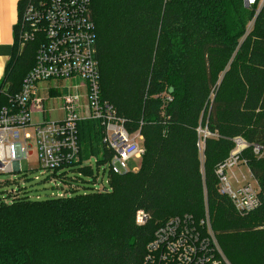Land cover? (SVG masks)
<instances>
[{"label":"trees","instance_id":"16d2710c","mask_svg":"<svg viewBox=\"0 0 264 264\" xmlns=\"http://www.w3.org/2000/svg\"><path fill=\"white\" fill-rule=\"evenodd\" d=\"M92 14L101 95L130 132L144 135L140 167L113 174L107 191L0 199V264H144L161 224L175 215L201 219L206 203L231 263L264 264V152L252 149L264 148V0H92ZM18 32L17 23L0 110L35 63L38 42L20 48ZM202 126L216 135L201 153ZM79 129L83 160L111 156L99 121H81ZM236 136L251 144L242 156L263 200L247 214L218 191L216 169ZM140 209L150 215L143 225ZM254 214L262 220L237 230Z\"/></svg>","mask_w":264,"mask_h":264},{"label":"built area","instance_id":"2783aa9c","mask_svg":"<svg viewBox=\"0 0 264 264\" xmlns=\"http://www.w3.org/2000/svg\"><path fill=\"white\" fill-rule=\"evenodd\" d=\"M255 2L247 0L248 5ZM18 25L20 48L30 41H37L38 48L34 66L25 76L20 90L8 94L10 104L0 110V173L22 171L21 161L33 153L34 147L41 168L51 171L49 179L58 188L51 197L73 195L81 189L78 184L84 181L85 174L79 124L84 120H96L103 127L102 142L111 156L105 161L102 156H95L99 164L95 182L101 177L98 191H107L110 189L105 185L108 170L109 183L113 174L137 171L139 165L131 169L128 164L133 158L141 160L145 147L138 143L144 140L141 131L130 132L126 118L102 98L92 0H24ZM45 80L66 81L67 91L60 96L64 116L33 122L32 104L43 110V98L36 95L38 83ZM164 98L166 102L172 100L170 95ZM200 134L206 137L212 133L200 129ZM233 141L229 156L216 169L218 191L231 200L238 212L247 214L260 207L263 200L258 181L242 156L243 150L251 144L241 136L234 137ZM252 147L255 155H263L264 148L260 144L254 143ZM100 163L108 167L102 169ZM241 165L248 166L257 186L246 181L245 175L239 177L234 172V167L241 168ZM89 168L94 175L92 163ZM24 196L32 199L26 189L14 187L7 192L8 198L4 201L12 202ZM149 218L144 210L137 212L139 225ZM144 264L230 263L216 241L208 215L196 219L191 214H183L170 217L155 230L146 247Z\"/></svg>","mask_w":264,"mask_h":264},{"label":"rangeland","instance_id":"374dc122","mask_svg":"<svg viewBox=\"0 0 264 264\" xmlns=\"http://www.w3.org/2000/svg\"><path fill=\"white\" fill-rule=\"evenodd\" d=\"M22 1L23 0H0V23L4 22V20L6 19V17H9L11 15V17L14 16L15 18V25L18 23L19 20V12H20V5H22ZM229 67V65H228ZM227 67V68H228ZM223 74H221L222 77ZM45 83L44 89L43 91L47 93L51 96L49 97L51 99V101L53 102V106L55 107V109H59V107L62 105L61 102V98L60 96H62L66 91L67 88L64 87V85H66V81L63 80H56V81H52L49 84ZM45 89H47L45 91ZM51 102V103H52ZM48 104V103H47ZM50 105V104H49ZM47 105V106H49ZM42 119V115L41 113H33L32 114V120L33 122H38ZM200 129H208L207 126H202L199 127V148L201 150V153L203 152V148L205 145V135L204 134H200ZM208 131H210L208 129ZM212 134L208 135V136H214L216 135V133H213L212 131H210ZM138 143L141 146L143 145L142 141L138 140ZM33 149V153L30 154L27 158L22 159L21 161V165H22V171L17 172V173H0V199H5L7 192H10L12 190V188H23L26 189L27 194H29L32 198V200H47L51 198V193L53 191H57L58 188H56V183L52 180L49 179L50 175H51V171H44L41 168L38 156H37V151L36 148H32ZM92 163V166L94 168L95 174L91 175V173L89 174H84V176L82 177L84 179L83 182H81L80 184H78L81 189L75 193H73V195H79L82 193H92L95 191H98V189H100L101 187V177H98L99 181L95 182V177L97 176V171H98V163L96 160V157L93 156L89 159H85L84 163H83V167L85 168H89V165ZM141 164V160H137L135 158L131 159L129 161V168H133L137 165L140 166ZM102 169H104L105 167H108V165H102L100 163ZM81 166V165H80ZM234 172L241 177L242 175L246 176V181H250L253 185L257 186V182L254 178L251 177V173L250 170L248 168L247 165H241V168L238 167H234ZM231 170H229V174H231ZM109 170L106 174L105 177V185L110 188L111 184L108 182V174ZM102 174V170L100 169V175ZM36 176H39V179L36 178ZM235 185V183H234ZM39 196V198H37ZM8 198V197H6ZM8 200V199H7ZM143 210V209H140ZM139 211V210H138ZM145 211V210H144ZM146 212V211H145ZM148 213V212H146ZM137 215V214H136ZM208 215L209 219H210V224L212 227V230L214 232L216 241L219 245V247L221 248L223 255L225 257V259L230 263L231 261L227 258L218 238L217 235L213 229L212 226V219L210 216V210H209V206L206 203L205 205V213L203 214V217H206ZM150 219V218H149ZM262 220V215H250L248 216V218H244V224H240L242 227H239L237 230H240L242 232H247L249 231L250 227H253V225L255 223H258ZM137 222V221H136ZM147 223V222H146ZM145 223V224H146ZM138 224V223H137ZM264 226V225H263ZM46 259V258H45Z\"/></svg>","mask_w":264,"mask_h":264},{"label":"crops","instance_id":"0c3cea01","mask_svg":"<svg viewBox=\"0 0 264 264\" xmlns=\"http://www.w3.org/2000/svg\"><path fill=\"white\" fill-rule=\"evenodd\" d=\"M14 24H15V18L14 16L11 17V15L9 17H6L4 22L0 23V81L4 77L7 63L11 59L14 50L13 48L15 41ZM52 81L55 80H45L38 83L37 85L36 96L43 98V103H42L43 110L41 111L40 109L37 108L36 105H34V103L32 104V108H33L32 114L41 113L42 119L45 120L61 119L64 116V112L61 109V106L59 107V109H55V107L52 105L53 102L49 98L51 96L47 93L46 91L47 89H45L46 93L43 91L45 83L49 84Z\"/></svg>","mask_w":264,"mask_h":264}]
</instances>
